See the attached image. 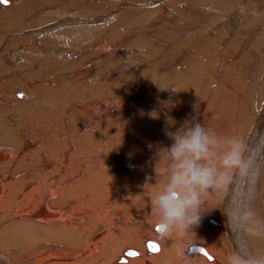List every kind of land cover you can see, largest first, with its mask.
Masks as SVG:
<instances>
[{
    "label": "bare ground",
    "instance_id": "6f19581e",
    "mask_svg": "<svg viewBox=\"0 0 264 264\" xmlns=\"http://www.w3.org/2000/svg\"><path fill=\"white\" fill-rule=\"evenodd\" d=\"M47 1L49 3V0H47ZM61 1H63V0H61ZM61 1L59 0V2L57 4L60 3V5H62L65 3L66 0H64L63 1L64 3H62V4H61ZM117 1L119 4V0H117ZM213 1H214V3L217 4V2H215V0H213ZM252 1L253 0H246V1H244V5L247 4L246 6H250V5H252ZM52 2L56 4L57 1L55 0V2L54 1H52ZM66 2H69V1H66ZM79 2H82V0ZM79 2H78V4H77V2H75L77 6L80 4ZM84 2H86V0H84ZM109 2L110 1H108V4H109ZM218 2H220V1H218ZM222 2H221L222 4L219 3L222 5L220 10H219V12H220L219 15L225 13V11L228 12L230 10H233V13L236 15V13L238 11L237 10L238 0H223ZM27 3H28V0H27ZM27 3H24V0H11V2L8 0L7 3H1L0 9L1 8H3V9L0 10V24L1 25H2V23L5 24L8 27V30L10 28H14L16 25L20 24V26H17L15 28V32L17 33L20 31L21 33L23 32V34L25 36H27V39L25 36H23V38L25 37V39H22V40H25L24 45L26 46L27 49L26 50H24V49L19 50L21 52L24 50V52H22L25 54V56H23L24 60L22 61L21 65H19V67H17V69L18 70H21V69L24 70V69H33V67L34 68L36 67L35 69H37V70L34 71L33 74H27L26 73L27 76L24 75L25 78H22V81H25L26 85L24 82H23V84H20L21 83L20 82L19 84H16V85L19 88H21L20 85H22V87H23L22 90H24L25 88H28V91H29L27 93L28 96L29 97H33V96L35 97L37 95L36 93L39 92V89L41 91V87H43V86L40 85L39 86L40 88L37 87L38 88L37 89L34 85L35 84L34 82L39 81L40 78L42 81H45V82L53 79V78H51V77H53L52 76L53 70H51L52 65L50 66V64H52V62H54V60H56L55 63H57V61H59L60 59H63L62 62L64 63L65 62L64 58H67V57H68L67 59L71 58L69 56H73V57L76 56L78 58L80 56H84L85 54H87V53H83V52L88 48L89 49L92 48L91 47L92 43L90 42V44H86V42L88 41V40H85L86 38L91 39L92 37L95 36L94 37L95 41H92V40H90V41L93 42V45L96 43L95 45H97V46H93V48L90 49V53H91V50L92 51H93V49L95 50V48L98 46H99L98 48H102L99 45L100 43L98 42L100 39V37L98 35L100 32L103 31V26H104L103 24H105L106 22L100 23V21L105 20V18L108 15H106V17L101 16L98 18L97 13L95 11H94V13L91 11L94 8V7H92V5H91L92 8L89 7L91 10L88 7H81V8L78 7L79 8L78 11L76 9L74 10V8L76 7V5H75V6H73V9L70 7L71 10H69V16H71L73 14V15H75V17L67 18V20L63 19L64 21L62 20V22L57 23L54 21L56 18L54 17L55 18L54 19L53 16H51V13H49L51 10V7H49V6L44 7L43 6L44 8L40 9V7H39L37 9V6H36V8L34 7L35 5H38L36 2V4L33 3L34 4L33 7L37 10H35L34 8H33L34 10H32L31 8L28 9V7H26V5L30 4V3L29 4H27ZM75 3L73 2L72 4L74 5ZM131 3H133V2H131ZM52 4H50V5L53 6L54 4L53 5ZM253 4H254V2H253ZM60 5H58V6H60ZM146 5H147V3H146ZM39 6H42V5H39ZM79 6H81V4ZM86 6H88V5H86ZM105 6L107 7V5H105ZM137 6H138V4H137ZM60 7L62 8L63 6H60ZM60 7H58L59 9L58 8L57 9L60 10ZM65 7L68 8L69 4H68V7L65 6V4H64V8ZM141 8L143 9V7H141ZM39 9H40V11L38 14L40 16H37L38 14L37 15L32 14L31 17H30V15H28L29 17L25 18L26 16H24V15L29 14V12H31V11L28 12V10H32V11L37 12ZM57 9H56V11L58 12ZM131 9L134 10L133 8H131ZM252 9H253V6H252ZM138 10H139V7H138ZM157 10L158 9H156V12H157ZM159 10H161V9H159ZM166 10H168V9H166ZM66 11H68V10L66 9ZM123 11L125 12V10H123ZM147 11H148V9H147ZM150 11L152 12V10H149V13H148L149 16H150ZM156 12H154V13H156ZM239 12H241V11H239ZM60 13H62V11ZM132 13H135V12H132ZM141 13H142V11H141ZM158 13H160V15L162 14V12H159V11H158ZM194 13L195 12H193V14ZM121 14H123V13H121ZM127 14L128 13H126V15ZM143 14H144V12H143ZM143 14H142V16H143ZM163 14H165V13H163ZM171 14H172L171 16H173V13H171ZM92 15H94V16H92ZM111 15H112V13H111ZM146 15H147V13H146ZM253 15L254 14H252L251 12L245 13L244 18L241 19V22L239 21V23H240L239 28L243 25L242 21H246V24H250L252 21H254V19L252 18ZM58 16H61V15H58ZM82 16H92L91 18L92 19L94 18L93 21L89 18L91 20V22L86 21L87 23L89 22L88 25H90V23L92 24L90 27H88V26L84 27V26L80 25V23H83V22H80L81 20L79 21V18H81ZM165 16H166V14H165ZM56 17H57V15H56ZM120 17H122V16H120ZM231 17H234V16H231ZM57 18H58V20L61 19V18L59 19V17H57ZM134 18L135 19L130 20L131 21L129 23V25H131L130 27L126 26V24H125V26L127 27V30H129L127 33L130 36L134 35V33H135V35L138 34L137 30L134 29V27L138 24V22L141 23L140 21L142 20V17L140 18L137 16V13H136ZM149 18L151 19L152 17H149ZM50 19H53L51 21H54V24H52V25L50 24L46 27L44 23H46L45 21H48ZM113 19H115V18H113ZM119 19L120 18H118V20ZM143 19L145 20V18H143ZM163 19L165 20L166 18L163 17ZM231 19H232V24L233 23L234 24L230 25V26H233L234 30L236 31V29H239L235 25L236 19H238V18L235 19V17H234ZM84 20H88L87 17ZM144 20H142V21H144ZM172 20H173V18H172ZM110 21L111 20H109V22ZM127 21H129V20L127 19ZM163 21H161V22L159 21V22L164 23ZM218 21H219V19H218ZM48 22H50V21H48ZM86 22H84V23L86 24ZM121 22H125V21H121ZM192 22L194 23L195 21L193 20ZM196 22L197 23L199 22L198 24H196V25H198V27H195V25H192V26L190 25L188 27L186 25L188 27V30L186 29L187 34L190 36L184 37V38H178V41H177V39L172 38L173 40L170 42V44L168 46H166V47H169V49L165 47V44L162 45V42L157 43L156 49H160L162 46L165 47V49H162L163 47L161 48L162 54H163V56H167L170 58L168 60H169L170 68L172 67L171 72L173 71L172 74L170 75L171 77L168 78V76L165 75L167 72L165 73L163 71L165 73L164 75L167 76V78H168L167 81L165 80L168 84H166V85L162 84L163 79L165 77H161V76H160L161 78L159 79V80H161V82H158L156 80L157 78L152 76V74L154 72L151 74L150 73L151 71H150L149 72L150 75H148L147 78H144V77L139 78L138 77V79H139L138 83L136 85H134V86L140 87V90L138 92H134V90L136 88L134 86L132 87V89L135 88L132 91L133 96H131L133 98V100L126 98V96L124 94H122V92H120L122 94V96L120 98H116V97L113 98L112 99V101H114L113 103H111L109 101L110 100V98H109L108 104H107L106 103L107 100H105V98H107V97H105V94L107 91L104 94H101V91L100 90L97 91L95 88L98 85L100 86L101 83L99 81L98 82L100 84H98V85L95 83H94L95 85L94 84H90L91 86L88 85L90 87H87L85 85L86 88H88L87 92L85 91L86 89H84L82 86V84H86V83L89 84L90 83L89 81H92V80L95 81L96 80L95 78H94L95 80L94 79L87 80L86 82L83 81V83L79 80L81 82L80 83L81 86L79 85L80 86L79 88H81V89L79 90L78 88L77 89L75 88V90H74L73 86L77 85L79 82L76 83L72 79V81H74V83H76V84L68 86V84H71V83L67 82L68 84L67 83L65 84V82L68 80V79L66 80L67 77L65 75L64 79L66 81L62 80V81H64V84H61V85L62 86L66 85V86H64L65 88L61 87V90L62 89H68L70 87L74 91L78 90L79 93L74 92L75 94H73L72 93L73 90L69 89V91L71 92L70 94L71 95L73 94L72 95L74 97L73 100L82 101L76 105L72 104L73 110L70 111L71 116L69 115L71 117V119H73L77 115H79L78 117L83 118L84 115L81 116L80 113L90 114L93 117L92 119H95L96 117H99V119H101V117H102V120H103V118H105L107 120V122L104 124V126H107V128L108 127L111 128V129H109V131L111 130L110 134L112 132V127L113 128L115 127V129H116V135L114 137V142L116 141L115 142L116 146L112 147V149L107 150V148H106V146L107 147L110 146V142L112 141V139L110 140L111 136L109 134H108V136H110V137H108L109 140L107 138V141H108L107 143L102 139L100 141H96V142L94 141L88 145V149L90 152L96 153L98 156H102L101 159L96 161L95 157L88 155V159L93 158L92 162L94 163V166H93V164H91V167H89L90 169H84V166H83L80 169L76 168L74 170L75 162L71 161L70 164H67L66 163V161H67L66 155L67 154L65 155V153H63V152H62L63 155H61L60 158L56 157L55 159H53L54 162H51L49 160V156L47 155L46 149H45V146L50 147L49 143L51 141L49 142L50 138H48V137H47V139H49V140H46L44 146H41L39 148L38 156L36 158H34L33 153H31V152H33L32 151L33 146H37V144H39V141H38L39 139H37L39 136L36 135L37 137L33 138V137H35L33 135H35L36 132L32 128V125H33V127H35L37 124L43 125L45 118L41 117V118L37 119V116H35V113H34V116L36 118H34L31 115L34 118V119H32L33 121L31 122V120H30L29 123H26L24 121L26 119V117L24 119V116H23L24 114L23 115L21 114L22 117H19L18 113H12L15 111L17 104L15 105L14 111L12 110V112H9L11 109L9 111L7 110L9 113H7V111L5 110L6 107L4 106V104L2 105V103H5L6 100L9 101L8 98L12 97L11 96L12 93L10 92V93H7L6 96L5 95L0 96V103H1L0 105H2V106H0V109L2 110V112H0V224L1 223L3 224L4 222L5 223L8 222L10 224V222H13V220H15L9 226V230L6 233H4L6 236L12 238L11 240H9V244H7V242L5 244L3 243L7 258L10 261H7L8 259L6 260L0 255V264H14L15 262L18 264H120L121 262H124V261H127L126 264H185V258H182L179 254V250L183 249V248L188 249L187 250L188 254L186 257L188 264H226L227 257H229L230 255H232L234 253V252H232V249L227 244V241L234 245V246H232L233 251L235 250L236 252H240V253H244V254L264 255V236L256 237V236L247 235L243 231L238 232V231L234 230L233 227H230L229 221L227 219L228 215L235 216L238 212L246 211V210L250 209L251 211H253L255 213V215L258 219L264 220V105H263L264 104V64H263L264 61H262V59H260L261 54L258 52V50L255 46V44H258L259 42L258 43L254 42L252 44L250 43L251 45L249 44V47H248L249 42L244 41V43H243V39H241L240 45L243 47L244 50H241V48L238 49V46H240L238 44L239 42H236L233 39L232 40L229 39V41H227L226 43L223 42V44L221 45V42H222L221 40H223V39L221 38V40L218 41L217 40L218 38L217 39L214 38L213 31H211L213 29L211 26L212 21L207 22L206 15L205 16L203 14L198 15V21H196ZM227 22H228V20H227ZM110 23H112V21ZM110 23H108V24L110 25ZM152 23H153V21H152ZM108 24H106V25H108ZM148 24H149V22H148ZM179 24H180V22L175 23L176 26H178ZM21 25H23V26H21ZM25 25L30 26V27L31 26H36V27L32 30H29V29L24 30L27 28ZM66 25H68V26H70V25L74 26L75 25L76 27L74 26L72 28L71 27L67 28ZM79 25H80V27H77ZM114 25L112 23L110 26H114ZM162 26H163V24H162ZM168 26L169 25L167 24V27ZM210 26H211V29H209ZM126 27H125V30H123V31H126ZM52 28L55 30L52 31L51 30ZM107 28H108V26H107ZM118 28H120V27L118 26ZM121 28L123 29V27H121ZM241 28H243V27H241ZM97 29L100 30L99 33H97V31H98ZM108 29H107V31H110ZM113 29H111V30L113 31ZM122 29H119V34H120V30L122 31ZM133 29L136 31L134 32ZM139 29H140V27H139ZM239 31H241V30L239 29ZM145 32H148V31H145ZM174 32H175V28H174ZM247 32H252V31L247 30ZM254 32L255 31H253V33ZM256 32H257V30H256ZM12 33H14V32H12ZM104 33H105V31H104ZM107 33H105V36H108ZM113 33H115V32L110 33L111 34L110 37L108 36L109 39H111V37L113 36ZM0 34L2 35V36L1 35L0 36L3 39V37H5L6 32L4 34L3 32L0 31ZM42 34L45 35V39H46V41L49 42L50 46H52V44H55L57 46L62 47V46H65L66 43L70 44V46H66V49H68L67 47H69L68 50L70 53L67 54L66 53L67 51H65L64 49H61V47H60L61 51L53 50V48L48 47V44L44 43L45 39L41 38ZM150 34L151 33H149V35ZM102 35L104 36V34H101V36ZM10 36H11V34H10ZM103 36H102V38H103ZM126 36H127V34L125 33L124 37H126ZM138 36H140V35H138ZM141 36H143V35L141 34ZM7 37H9V36H7ZM98 37H99V39L97 41ZM135 37H133L131 39L133 40V39H135ZM144 37H145V35L143 36V38ZM16 38H19V37H16ZM102 38L100 41L103 42L104 40H102ZM113 38L116 40L117 35L115 37H112V40H114ZM122 38L123 37H121V40L124 39V38L123 39ZM10 39H13V38L10 37L7 41H9ZM80 39L83 40L81 42H84V43L80 42L81 44H78V41H80ZM159 39H161V38H159ZM13 41H15V40H13ZM3 42H5V40ZM117 42H115V43H117ZM130 42L132 44H130L128 42L129 44H127V46H128L127 49L128 50L130 48L134 49L135 53H136V57L138 55H140L141 58H144L148 54H150V52H152L154 49L153 46L150 48L148 47V49H149V51H148L146 45H143L144 47H142V44H144V42L141 40L139 41V40L135 39V40H133V42L132 41H130ZM12 43H14V42H12ZM8 44L6 43V46H3L4 49L2 47H0V57L5 60L4 62H6L4 65H2V63H4V62H1V64H0V83L3 84L6 89L9 86L8 82H9L11 76L14 77V75L21 74V72L19 73L18 71H17V73L14 72L13 71L14 69L11 68V66L9 65L12 62V57L10 58L11 61L9 62L8 56H6V55L11 56L12 53L10 52L11 48ZM76 44H77V46L73 47L75 49L74 50L72 48V45L75 46ZM104 44H105V42H104ZM115 46H116V44H115ZM115 46H114V48H115ZM120 47H121V49H123L122 48V42H121ZM204 47H207V48L205 49ZM21 48H23V47H21ZM71 48L74 51H71L72 50ZM76 48H78V49H76ZM105 48H107V47H105ZM114 48H112V50L110 49L112 51L111 53L116 52V51H113ZM151 48H153V49H151ZM246 48H247V50H245ZM7 49H8V51H7ZM39 49H41L42 52H40ZM96 50H99V49H96ZM110 50H108L109 53H110ZM120 50L117 52V54L120 52ZM105 51H104L105 53H108L107 49ZM129 51H131V50H129ZM147 51H148V53H147ZM213 51H214V53H217L221 57H223L221 64L219 63L220 65H218L217 69H213L212 71H210L211 74H208L206 72L207 74L205 76H203V78H202L203 85L199 84L201 86H197L198 84H195L196 88H194V86L192 87V84H193L192 77H195V75H197V74H199V75L202 74L201 73V71L203 70L202 68L207 66V63L209 62L208 60L212 56ZM243 51H245V52H243ZM8 52H9V54H8ZM95 52L98 53L97 51H95ZM95 52L93 51L91 53V55L93 56V53H95ZM104 52H103V54H104ZM124 52L125 51H123L121 54H123ZM22 53H21V55H22ZM82 53L84 55H81ZM90 53L88 55H90ZM155 53H156V51H155ZM16 54H19V52L17 51ZM133 54H134V51H133ZM91 55H90L89 59H91ZM98 55L100 56L99 53H98ZM109 55H111V54H109ZM152 55L153 54L151 53V55H150L151 58H152ZM116 56L117 55L115 53V56H114L115 59H116ZM119 56L122 57V55H119ZM126 56H128V55H126ZM140 56H138L139 59H140ZM59 57H61V58H59ZM87 57H89V56H87ZM102 57H104V56H102ZM102 57L100 56L101 59H102ZM105 57H106V55H105ZM118 57H117V60H118ZM181 57L183 58L182 59L183 62L180 61L181 62L180 63L178 61V59H180ZM81 58H79V59H81ZM137 58L136 59L132 58V59H133V61L134 60L136 61ZM52 59H54V60H52ZM89 59H86V57H85V59H83L82 62L80 60L79 61L81 63H86V64L92 63V62H90ZM97 59H99V58H97ZM97 59H96V61H93L94 65H96L98 62H100ZM84 60H89V62H84ZM117 60H115V61H117ZM127 60H129V58ZM127 60L125 61V59H124L125 63L127 62ZM142 60L143 59H141V61ZM144 60H145V58H144ZM144 60L142 62H144ZM152 60H153V58L150 61L152 62ZM238 60H240L241 63ZM71 61H72V59H71ZM118 61H120V60H118ZM133 61H130V62H133ZM17 62L19 63V61H17ZM60 62H61V60H60ZM80 62H79L78 67H77V68H79L78 74H80L82 71H83V73L85 72L84 69L83 70L80 69L81 68L80 66H84L85 64L83 65ZM187 62H189L190 64H194L193 66L201 67V65H202L203 67L200 68L199 72L192 74L193 70H192V68H190V66L189 67L187 66ZM123 63H122V65H123ZM144 63H146V62H144ZM185 63H186V66L184 69ZM59 64L60 63L56 64L55 66L58 67ZM69 64L71 65V62L69 63V61H68V65ZM140 64H141V62H140ZM156 64H158V63H156ZM160 64H162V62ZM251 64L253 65V70H250V69L248 70L247 67L250 66ZM94 65H92V66H94ZM212 65H214V63ZM235 65H236V67H235ZM43 66H47L46 67L47 71L45 73L42 72V71H44L42 68ZM66 66H67V64L64 65V67H66ZM175 66H176V68L179 67V70H175L174 69ZM215 66H217V65H215ZM224 66H229L230 69L228 67H224ZM59 67H61V66H59ZM77 68L75 67L74 69H71V70L73 71ZM87 68H90V67L88 66ZM65 69H66V71L70 70V68H68V67ZM65 69H64V71H65ZM103 69H104V67H103ZM222 69H227V70L223 71ZM228 69L230 70V72L228 71ZM58 70L55 73L58 74V72H60ZM80 70H82V71L80 72ZM85 70H88V69L85 68ZM123 70H124V68H123ZM144 70H146V69H144ZM149 70H151V69H149ZM187 70H189V73ZM152 71H154V70H152ZM160 71H161V68H160ZM184 71H186L185 73H188L190 76L181 75ZM27 72H29V71H27ZM69 72L72 75V72L68 71V73ZM101 72L102 71H100V74L98 72V75H101ZM204 72H205V70H204ZM40 73H41V76H40ZM73 73H74L73 75H75V72H73ZM86 73H88V72H86ZM64 74H66V73H64ZM154 74H156V73H154ZM58 75L61 76V74H58ZM71 75H70V77H71ZM102 75H104V74L102 73ZM129 75H130V73H129ZM134 75H136V74H134ZM160 75H162V74H160ZM36 76H38L39 79H37L38 77H36ZM143 76H146V75H143ZM75 77L73 76V78L76 80ZM85 77H87V76L85 75ZM101 77L103 78V76H101ZM198 77H201V76H198ZM217 77H220V82L222 83V85L219 87H215L213 85V84L217 83V82H215V80H217ZM213 79H215V80L213 81ZM58 80L60 82H62L60 77ZM58 80H56V81H58ZM52 81L56 83L55 79ZM52 81H49L50 87H46L48 85V84H46L45 89H47V88L51 89L53 87L50 85V82H52ZM60 82H57L56 84L54 83L53 85H56L59 87ZM130 82H132V81H130ZM213 82H215V83H213ZM228 82H231V85H229L230 87L227 85ZM196 83H198V82H196ZM102 85H105V84H102ZM32 86L35 87L36 90H35V88L32 90V88H31ZM131 86H132V83H131ZM227 86H228V88H227ZM66 87H68V88H66ZM30 88H31V90H30ZM15 89H17V88H15ZM130 89L131 88H129V90ZM12 90L13 89L11 88V91ZM51 90H53V89H51ZM51 90H49V91H51ZM81 90H83V91L81 92ZM106 90H107V88H106ZM119 90L121 91L123 89H119ZM24 91L26 92V90H24ZM49 91H47L48 94L46 93L45 96H48L51 99L52 95L50 96ZM54 91H56V90L54 89ZM62 91H64V90H62ZM84 91H85V93H84ZM25 92H24V96H22L20 92L19 93L17 92V95L25 97L26 96ZM43 92H45V91H43ZM40 93L41 92H39V94ZM111 93H116L118 95L117 92L111 91ZM52 94L56 95V97L53 98V101H51V102L49 101V102L54 106V109H55L57 101H60L62 99L57 94H55V93H52ZM61 95H63V94H61ZM109 95H111V94L109 93ZM106 96H108V95L106 94ZM114 96H116V95L114 94ZM29 97H28V99L31 101V99ZM181 97H184V98L181 99ZM36 98H38V96L35 97V99ZM103 98L106 101V102H104V104H105L104 107L107 108V112L104 109L100 108V107H102V100L100 101L98 99H103ZM93 99H96V102H94L92 104V103H90V100L92 102ZM37 100H35V101H37ZM38 102H40V106H45L48 103V101L46 102V100L44 101L42 99H41V101H38ZM61 102H63V100ZM50 103L48 105H46L47 106L46 108L49 109ZM6 104H9V103H6ZM41 104H44V105H41ZM29 105H33V104H28V106ZM19 106H20V104H19ZM36 106H37L36 109L38 111H40L41 108L38 106V103ZM81 106H83L82 110L81 109L78 110V107H81ZM61 107H62L61 109H63V110H60V112L67 114V112H64V110L66 109V105H62ZM97 107H99L100 109H98ZM50 109H52V108H50ZM34 110H35V108H34ZM16 112H17V110H16ZM28 112H30V111H28ZM26 114H27V112H26ZM30 114H32V113H29L28 115H30ZM28 115H26L27 118H28ZM36 115H37V113H36ZM64 116H65V114H64ZM49 117H51V116H49ZM65 117H67V116H65ZM29 118H30V116H29ZM127 118H129L130 121L127 122L126 121ZM193 118H196L197 122L201 123L203 126L210 129V134H214L216 136H222V137H238L243 142V144L245 146L244 155L248 160L247 170L244 172L238 173V174H236V173L231 174L230 178H229L230 182L226 181V187L222 191H220L219 193H212L207 198L206 203L202 208V211L206 210L203 213V214H205V218H206L205 220L210 219L209 217H213V218L217 219V221L210 219V221L214 225L212 223H209V222H207V223L206 222H204V223L200 222L198 227H200L201 229L198 231H196V229H194V231H195L194 234L190 233L189 236L184 241H179V240L175 239V237L161 239L160 236L155 234L153 231V225L154 224L149 226V228L152 227L149 229V233H147L146 232L147 230H145V228H148V227H145V224H143L144 225L143 235L140 231L139 233L136 232L137 235H135V233H134V236H131L132 235V233H130L131 230L130 231L127 230V225L131 224V222H129V221H130V218H132L131 213H133V212L131 211V213H130V210L132 208L129 209L130 207L126 206L127 204L124 205L123 202H120L121 204H119L117 201V203L115 204L114 203L115 200H113V203L111 202L109 206H110V208H112L111 210H113L115 213L118 212L121 216L123 215L122 219L121 220H114L112 215H111L112 218L111 217L109 218V216H105V214H104L105 209H103L101 204H100L99 195L102 193V189H104L106 187V185H105V182H100L102 179L97 175L95 170L96 171L97 170L103 171V168H105V167H113V165L115 164V161L118 160L117 158L119 155H123L129 149L135 148L136 152L141 153V154H139V156H141V157H138L135 155V157H133L132 160L129 158L131 161L125 164V167H123L124 170L121 169V171H120L122 174H124V177L128 178L130 176V174H128L127 171L129 169L130 170L133 169L132 167H134V166H138L137 168H134V171L131 173L132 176H130L128 178V184H129V181H133L134 184L141 181L140 179L139 180H137V179H138V177H141L144 174L146 177H143V179L148 180L149 179L148 176H150L151 173H153V177H150V178H153L154 181L159 182L160 184H161V182L163 183V181H166L168 179L169 165H168V162L163 157L156 159L154 156V153L156 150V146L158 144H163V145L170 144V141L165 136V128L168 126L167 121L169 119L175 121L176 126L178 127L181 124H183L186 120H191ZM52 119H53V117H52ZM61 119L58 120L59 123L56 120V123L61 124L62 123V122L60 123ZM46 120H48V117ZM67 120H70V119H67ZM86 121H87V119H86ZM99 121H101V120H99ZM52 122H53V120H52ZM68 122H67V124L70 126V124ZM80 122H83V121H80ZM48 123H50V122H48ZM51 124L53 126V123H51ZM58 124H56L57 129H55V130H57V133L55 132L56 134L53 136V141L57 142L58 146L59 145L61 146L62 143L58 142V141H63L62 139H64V135H62V131L64 130V132H65L66 129L62 128L61 126H60V128H62V129H60ZM71 124H73V123H71ZM85 124H87V123L85 122ZM85 124L78 125V127L75 126V128L77 127L76 131L78 130V132H81V131L84 132L83 130L86 127ZM125 124L127 126H129L128 131L125 130V126H126ZM56 125H55V128H56ZM88 125H87V127H88ZM69 129H70V127H69ZM38 130H39V127H38ZM45 130H43V131H45ZM47 130L50 131L49 129H47ZM172 130H174V129H172ZM95 131L97 133V130H95ZM51 132H53V131H51ZM113 132H114V130H113ZM89 134H90V132H89ZM47 135H48V133H47ZM81 135H79V138H76L75 143H80V142L84 141V139H85L84 136H86L87 134L83 133V135L82 136ZM111 135H114V133ZM15 136H16V138H15ZM44 136L45 135H43V137ZM32 138L34 140L33 144L31 143ZM93 139H95V138H93ZM42 140H44V138ZM37 141H38V143L35 144ZM42 142H44V141H42ZM149 144L153 145V147L151 149L148 147ZM80 150H82V149H80ZM68 152H70V151L68 150ZM133 155H134V153H133ZM142 159H144V160H142ZM154 168H155V170H154ZM95 173H96V175H95ZM103 178H105L104 175H103ZM37 179L39 180L38 182H36ZM70 182L72 185L70 184ZM122 188L120 189V187H118V189H120V190L117 191V193L120 196L122 194L124 195L125 194L124 192L130 193V191L122 190ZM132 190L133 189H131V191ZM151 190L153 193L154 189H152V187H151ZM69 194H71L72 196L70 197ZM125 197H126V194H125ZM113 204H115V205H113ZM128 215H130V217ZM155 218H156L155 221H158V217L155 216ZM142 222H143V220H142ZM103 223L105 224L106 227H108L107 229H105V230H107L106 232H105V230H104V232L100 231V229H98V227H97L98 225H102ZM124 224H125V227H123ZM156 225H158V224H156ZM155 226H154V230H155ZM210 229H214V230L218 231L219 236L222 239L219 240V238L214 236V234H212L210 232ZM2 232H4V231H2ZM4 234H1V235H3V237H5ZM146 236H148L150 239H154V240H148V241H153L155 243L157 242L156 244L158 245V249H159L158 252L150 251L147 248L149 253L150 252H156V254H153V253L149 254L147 252V249H146L147 246L146 247L144 246V245H146L147 241L146 242L143 241V237H146ZM0 237H2V236H0ZM224 239H226L227 241H224ZM0 240H1V238H0ZM185 241H186V243L184 244ZM144 242H145V244H144ZM194 242H198L201 244L203 243L204 246L201 245V247H203L209 255L212 254L213 258L211 255H210L211 258H208L202 252L193 251L191 249V247H192V245H196V244H193ZM189 244H190V246H189ZM126 245L127 246H133L132 248L136 249V251L138 252V255L135 257L127 255L130 257L125 258V257H127L125 251L128 249H131V248H127L124 251L122 250L125 257L124 256L119 257L120 255L116 254V253L121 250L120 248L122 246H126ZM122 252H119V253H122ZM196 252H199V253H196ZM190 253H194V254H190ZM113 254L115 255L113 258H111V259L108 258V256H111ZM204 255L207 257V259H210V260L209 261L206 260L204 258ZM122 257L124 258V261L120 260ZM146 258H147V260H145ZM18 259H20V260H18ZM66 261H68V263ZM64 262H66V263H64Z\"/></svg>",
    "mask_w": 264,
    "mask_h": 264
},
{
    "label": "rangeland",
    "instance_id": "374dc122",
    "mask_svg": "<svg viewBox=\"0 0 264 264\" xmlns=\"http://www.w3.org/2000/svg\"><path fill=\"white\" fill-rule=\"evenodd\" d=\"M10 2H11V0H9ZM41 1V2H40ZM52 1H54L55 2V0H49V3H48V1L47 0H28V3H27V0L25 1L24 0V3H27V4H29V5H26V7H28V9L29 8H31L32 10H34L35 8H36V6H37V9L40 7V9L41 8H44V7H46V6H49V7H51V10H50V12L49 13H51V16H53V18L55 19L54 21L55 22H57V23H60V22H62V20L63 19H66L67 20V18H70V17H75V15H71V16H69V10H71L70 9V7L73 9V6H75L76 5V3L75 2H77V4H78V2L79 1H81V0H66V1H69V2H66L65 1V3L63 2V1H61V4L62 3H64L65 4V6H67L68 7V4H69V7L68 8H64V4H62V5H60V3L59 4H57L58 2H59V0H56L57 2H56V4L55 3H53ZM99 3H98V2ZM108 1H110L109 2V4H108ZM122 1V2H121ZM126 1V2H125ZM218 1H220V2H218ZM223 0H215V2H217V4L216 3H214V1L213 0H119V4H118V1L117 0H86V2H84V0H82V2H79L80 4H81V6H77L76 5V7L74 8V10L76 9L77 11L79 10V8H81V7H90V8H92V7H94L93 8V10H91L90 8V10L94 13V11L97 13V17L99 18V17H101V16H104V17H106V15H108L106 18H105V20H103V21H100V23H105V24H103L102 26H103V33L102 32H100L99 33V29H97L98 31H97V33H99V37H100V39H99V37L97 38V41H98V39H99V45L102 47V48H98V47H96L95 48V50L93 49V51L95 52V51H99L100 49L104 52L106 49H107V52L108 53H105L104 52V54H103V52L100 50L98 53L100 54V56L102 57V56H104L105 57V55H106V57L104 58V57H102V59L100 58V56L98 55V53H93V56L91 55V53L93 52L92 50H91V53H90V49H92L93 48V46H97V45H93V42L92 41H95L94 40V37H92L91 39L90 38H86L85 40H88L87 42H86V44H90V42L92 43V48H88V49H86L83 53H87V54H81V55H84L85 57H86V59H89L90 58V55H91V59H89L90 60V62H92V63H88V64H86V63H81L82 61H83V59H85V57L84 56H80V57H76V56H69V57H71V58H69V59H67V58H64V61L66 62H62V60L63 59H60L61 60V62H60V60L59 61H57V63H55V61L56 60H54V59H52V60H54V62H52V64H50V66L52 65V67H51V70H53V74H52V76L53 77H51V78H53V79H51V80H49V81H52V80H54L55 79V81L56 80H58L59 79V77L61 78V81L62 80H65L64 79V77H65V75H66V82H65V84L68 82H70L71 84H68V86H70V85H73V84H76V83H78L77 85H74L73 87H74V90H75V88L77 89H81V88H79L80 86H81V82L83 83V81H87V80H92V79H98L97 81L95 80V81H89L90 83L89 84H82V86H83V88L84 89H86L85 91L87 92V89L88 88H86V86L87 87H90L91 85L90 84H100V86L98 85H96L97 87H95L96 88V90L97 91H101V94H104L106 91V94L108 95V96H106V94H105V97H107V98H105V100H107V102L104 100V98L103 99H98V100H102V107H100V108H102V109H104L106 112H107V108L106 107H104L105 106V104H104V102H106L107 104H108V100H109V98H110V102L111 103H113L114 101H112V99L113 98H120L121 96H122V94H124L125 96H126V98H128V99H132L133 100V98L131 97V96H133L132 94H133V90H134V92H138L139 90H140V87H137V86H134V85H136L137 83H138V77L139 78H141V77H144V78H147L148 77V75H150L149 74V72L152 74L153 72L154 73H156V74H152V76H154L155 78H157L156 80L158 81V82H161V80H159L161 77H165L164 79H163V82H162V84L163 85H166V84H168L166 81H167V79L169 78V77H171L170 75L172 74V72H171V68H170V64H169V60L168 59H170L169 57H167V56H163V54H162V49H165V47L166 46H168L169 44H170V42L173 40L172 38H175V39H177V41H178V38H184V37H189L190 35H188L187 34V30H188V27L191 25H195V27H198V25H196V24H198L196 21H198V15H201V14H203L204 16L206 15V19H207V22H209V21H212V23H211V26H212V30L211 31H213V35H214V38H218L217 40L218 41H220L221 40V38L223 39V40H221L222 42H221V45L223 44V42L224 43H226L227 41H229V39L230 40H235L236 42H239L238 44L240 45V41H241V39H243V43H244V41L245 42H249L248 43V47H249V44L251 43H254V42H259L258 44H255V46H256V48H257V50H258V52L261 54V56H260V59H262V61H264V0H253L252 1V5H250V6H246V5H244V1H246V0H238V7H237V13H236V15L233 13V10H230V11H225V13H223V14H220L219 15V10H220V8H221V4L223 3L222 2ZM241 1V2H240ZM36 2H37V4L38 5H35L34 6V4H36ZM75 3L74 5L72 4V3ZM84 2V3H83ZM113 2V3H112ZM131 2H133V3H131ZM153 2V3H152ZM164 2V3H163ZM222 2V3H221ZM243 2V3H242ZM253 2H254V4H253ZM34 3V4H33ZM43 3V4H42ZM54 5H53V4ZM71 3V4H70ZM87 3V4H86ZM107 3V4H106ZM122 3V4H121ZM127 3V4H126ZM146 3H147V5H146ZM152 5H151V4ZM219 3H221V4H219ZM1 4V3H0ZM33 4V5H32ZM50 4H52L53 6H51ZM67 4V5H66ZM98 4V5H97ZM137 4H138V6H137ZM141 4V5H140ZM144 4V5H143ZM165 4V5H164ZM39 5H42V6H39ZM56 5V6H55ZM58 5H60V6H63L62 8L60 7V6H58ZM85 5V6H84ZM86 5H88V6H86ZM91 5H92V7H91ZM105 5H107V7L105 6ZM111 5V6H110ZM119 5V6H118ZM1 6V5H0ZM35 8H34V7ZM44 6V7H43ZM146 6V7H145ZM153 6V7H152ZM161 6V7H160ZM163 6V7H162ZM187 6V7H186ZM252 6H253V9H252ZM54 7V8H53ZM56 7V8H55ZM58 7H60V10H58L59 8ZM79 7V8H78ZM113 7V8H112ZM138 7H139V10H138ZM141 7H143V9L141 8ZM145 7V8H144ZM152 7V8H151ZM158 7V8H157ZM160 7V8H159ZM241 7V8H240ZM34 8V9H33ZM58 8V9H57ZM124 8V9H123ZM126 8V9H125ZM131 8H133L134 10H132ZM142 10H141V9ZM164 8V9H163ZM243 8V9H242ZM3 8H1L0 10H2ZM37 9H35V10H37ZM40 9L37 11V12H35V11H32V10H28V12L29 11H31V12H29V14H26V15H24V16H26L25 18H27V17H29L28 15H30V17L32 16V14L34 15H37L38 13H39V11H40ZM56 9L58 10V12L56 11ZM66 9L68 10V11H66ZM147 9H148V11H147ZM156 9H158L157 10V12H156ZM159 9H161V10H159ZM166 9H168V10H166ZM99 10V11H98ZM106 10V11H105ZM109 10V11H108ZM123 10H125V12L123 11ZM127 10V11H126ZM138 10V11H137ZM142 11V13H141V11ZM149 10H152V12L150 11V16H149ZM62 11V13H60ZM140 11V12H139ZM158 11L159 12H162V14L160 15V13H158ZM195 12L194 14H193V12ZM239 11H241V12H239ZM75 12V11H74ZM132 12H135V13H132ZM143 12H144V14H143ZM154 12H156V13H154ZM167 12V13H166ZM182 12V13H181ZM190 12V13H189ZM247 12H251L252 14H254L253 15V19H254V21H252L250 24H246V21H242L243 22V25L241 26V27H243V28H239V26H240V23H239V21L241 22V19H243L244 18V14L245 13H247ZM31 13V14H30ZM59 13V14H58ZM79 13V12H78ZM95 13V14H96ZM101 15H100V14ZM111 13H112V15H111ZM121 13H123V14H121ZM126 13H128L127 15H126ZM136 13H137V16L138 17H142V20H144L143 18H145V22L144 21H140L141 23H139L138 22V24L134 27V29H136L137 30V32H138V34H136L135 35V33H134V35H132V36H130V35H128V31L129 30H127V27L126 26H131V25H129V23L131 22L130 20L131 19H135L134 17H135V15H136ZM139 13V14H138ZM146 13H147V15H146ZM163 13H165L166 14V16H165V14H163ZM171 13H173V16H171L172 14ZM55 14V15H54ZM75 14V13H74ZM103 14V15H102ZM119 14V15H118ZM142 14H143V16H142ZM159 14V15H158ZM168 14V15H167ZM261 14V15H260ZM56 15H57V17H59V19L60 20H58V18L56 17ZM58 15H61V16H58ZM99 15V16H98ZM126 15V16H125ZM131 17H130V16ZM145 15V16H144ZM194 15V16H193ZM222 15V16H221ZM238 15V16H237ZM23 16V17H24ZM37 16H40L39 14L37 15ZM92 16H94V15H92ZM92 16H82L81 18H79V21L80 22H83V23H80V25H82V26H88V27H90L92 24L90 23V25H88V23L89 22H91V20L93 21V19L91 18ZM112 16V17H111ZM115 16V17H114ZM117 16V17H116ZM120 16H122V17H120ZM124 16V17H123ZM159 16V17H158ZM169 18H168V17ZM231 16H234L235 17V19L236 18H238V19H236V22H235V25L241 30V31H239V29H236V31L234 30V27L233 26H230V25H233L232 24V19L231 18H234V17H231ZM255 16V17H254ZM65 17V18H64ZM77 17V16H76ZM86 17H87V19L88 20H84V19H86ZM128 17V18H127ZM149 17H152L151 19L149 18ZM155 17V18H154ZM163 17L164 18H166L165 20L163 19ZM222 17V18H221ZM91 20H90V19ZM113 18H115V19H113ZM118 18H120L119 20H118ZM168 18V19H167ZM172 18H173V20H172ZM251 18V17H250ZM114 21H113V20ZM117 19V20H116ZM127 19L129 20V21H127ZM197 19V20H196ZM218 19H219V21H218ZM51 20H53V19H50V20H48V21H50V22H48V21H45L46 23H44L45 24V26L47 27L48 25H52V24H54V21H51ZM84 20V21H83ZM109 20H111L112 21V23H113V25L114 26H110L112 23H110L109 22ZM156 20V21H155ZM164 20V21H163ZM170 20V21H169ZM195 21L194 23L192 22V21ZM214 20V21H213ZM217 20V21H216ZM227 20H228V22H227ZM64 21V20H63ZM86 21H89L88 23L86 22ZM121 21H125V22H121ZM152 21H153V23H152ZM161 21H163L164 23H160ZM168 21V22H167ZM173 21V22H172ZM200 21V20H199ZM52 22V23H51ZM84 22H86V24L84 23ZM148 22H149V24H148ZM170 22V23H169ZM177 22H180V24L178 25V26H176L175 25V23H177ZM217 22V23H216ZM226 22V23H225ZM78 23V24H79ZM108 23H110V25L108 24ZM215 25H214V24ZM253 23V24H252ZM77 24V25H78ZM106 24H108V25H106ZM117 24V25H116ZM125 24H126V26H125ZM145 24V25H144ZM161 24V25H160ZM162 24H163V26H162ZM166 24V25H165ZM167 24L169 25L168 27H167ZM171 24V25H170ZM260 24V25H259ZM27 25V24H26ZM25 25V26H26ZM69 25V24H68ZM68 25H66V27L68 28H72V27H74L73 25H70V26H68ZM80 25L79 26H77V27H80ZM141 25V26H140ZM144 25V26H143ZM152 25V26H151ZM175 25V26H174ZM185 25V26H184ZM188 27H187V26ZM245 25V26H244ZM252 25V26H251ZM5 26V27H4ZM17 26H20V24H18V25H16L14 28H10L9 30H8V27L5 25V24H3L2 23V25L0 24V31L1 32H3L4 34H5V32H6V34H5V37H3V39L5 40V42H3L4 40L1 38V36H0V47H2L3 49H4V47L3 46H6V43L10 46V48H11V53H12V55L11 56H9V55H6V56H8V59H9V62L11 61L10 60V58L12 57V62L9 64L10 66H11V68H13L14 70V72H16L17 73V71L20 73L21 72V74H18V75H14V77L13 76H11V78H10V80H9V82H8V84H9V86H8V88L6 89L5 88V86L3 85V84H1L0 83V92L2 93H0V96H2V95H7V93H12L11 94V96L12 97H9L8 99H9V101L8 100H6L5 101V103H2V105L4 104V106L6 107V111L8 110H10L9 112H12V110L14 111V108H15V105L17 104V106H16V108H15V111L14 112H12V113H18V115H19V117H22V115L24 116V119H25V117H26V119L24 120L26 123H29V121L31 120V122L33 121L32 119H34V118H36L35 116H37V119H39V118H45V120L47 119V117H48V120H44V123H43V125H39V124H37L35 127H33V125H32V128L34 129V131L36 132L35 133V135H33V136H35V137H33V138H36L37 136H39L37 139H39L38 141H39V144H37L38 143V141L35 143V144H37V146H33V149H32V151L33 152H31V153H33V156H34V158H36L37 156H38V152H39V148L41 147V146H44V144H45V141L46 140H49V139H47V137L48 138H50V140H49V145H50V147L49 146H45V149H46V153H47V155L49 156V160L51 161V162H54L53 161V159H55L56 157L58 158H60L61 157V155H63V153H65V155L67 156V161H66V163L67 164H70L71 163V161H73V162H75V167H74V170L76 169V168H81V167H83L84 166V169H90L89 167H91V164H93V166H94V163L92 162V159H88V155H91L92 157H95L96 158V161L97 160H99V159H101L102 158V156H98L96 153H92V152H90L89 151V149H88V145L89 144H91L92 142H96V141H100V140H104L106 143L108 142L107 141V138L108 137H110V140L112 139V141L110 142V146L109 147H107L106 146V148H107V150H110V149H112V147H114V146H116V141L114 142V137H115V135H116V129H115V127L113 128L112 127V132H111V134H113L114 133V135H111L110 134V131H109V129H111V128H107V126H104V124L107 122V120L105 119V118H103V120H102V117H101V119H99V117H96L95 119H92L93 117H92V115H90V114H82V113H80L81 114V116L82 115H84L83 116V118H81V117H78L79 115H77L76 117H74L73 119H71V115H70V111L71 110H73V106H72V104H78V103H80V102H82V101H77V100H73L74 99V97L72 96L73 94H75V93H79V91L78 90H76V91H74L73 89H71V87L70 88H68V87H66V88H68V89H62V90H64V91H62L61 90V87H64V86H66V85H64V86H62L61 84H64V81H62V82H60L59 80L58 81H56V83L57 82H60L59 83V87L58 86H56V85H53L55 82H50V85L51 86H53L51 89H53V90H51V89H49V88H47V89H45L46 87H50L49 86V81H42L41 80V78H40V82L39 81H36V82H34L35 84V87L37 88V87H39L40 85L41 86H43V87H41V91H40V89H39V92H41L40 94H39V92L38 93H36L37 95L35 96V97H37L38 96V98H36L35 99V97L33 98V97H29L28 96V88H25L24 90H26V92L24 91V90H22V85H20L21 86V88H19L16 84H19L20 82V84H23V82L25 83V81H22V78H25V76L24 75H26V73L27 74H33V72L34 71H36L37 69H35L34 67H33V69H24V70H18L17 69V67H19V65H21V63H22V61L24 60V57L23 56H25V54L24 53H22V52H24V50H26L27 48H26V46L24 45V41L25 40H22V39H25V37H26V39H27V36H25L24 34H23V32L21 33L20 31L19 32H15V28L17 27ZM21 26H23V25H21ZM81 26V27H82ZM107 26H108V28H107ZM118 26L120 27V28H118ZM126 27V31H123V30H125V27ZM148 26V27H147ZM180 26V27H179ZM211 26L209 27V29H211ZM259 26V27H258ZM27 28L26 29H24V30H32V29H34L36 26H26ZM76 27V26H75ZM121 27H123V29L121 28ZM139 27H140V29H139ZM154 27V28H153ZM171 27V28H170ZM179 27V28H178ZM256 27V28H255ZM96 28V27H95ZM114 28V29H113ZM116 28V29H115ZM148 30H147V29ZM159 28V29H158ZM174 28H175V32H174ZM194 28V27H193ZM3 29V30H2ZM107 29L108 30H110V31H107ZM111 29H113V31L111 30ZM119 29H122V31L120 30V34H119ZM133 29V31L135 32L136 30H134ZM187 29V30H186ZM250 29V30H249ZM52 31L53 30H55V29H51ZM95 30V29H94ZM177 30V31H176ZM186 30V31H185ZM245 30V31H244ZM247 30L248 31H252V32H247ZM256 30H257V32H256ZM104 31H105V33H107V35L110 37V33H112V32H115V33H113V36L112 37H115L116 35H117V38H116V40L114 39V40H112V37H111V39H109L108 38V36H105V33H104ZM132 31V30H131ZM145 31H148V32H144ZM185 31V32H184ZM253 31H255L254 33H253ZM12 32H14V33H12ZM229 32V33H228ZM244 32V33H243ZM247 32V33H246ZM125 33L127 34V38L126 37H124L125 36ZM144 36L145 35V37L143 38V36H141V34ZM149 33H151L150 35H149ZM176 33V34H175ZM231 33V34H230ZM246 33V34H245ZM10 34H11V36H10ZM23 34V35H22ZM45 34V33H44ZM44 34H42L41 35V38H44L45 39V35ZM101 34H104V36H103V38H102V36H101ZM239 34V35H238ZM17 35V36H16ZM115 35V36H114ZM124 35V36H123ZM138 35H140V36H138ZM246 35V36H245ZM4 36V35H3ZM7 36H9V37H7ZM13 36V37H12ZM23 36H25L24 38H23ZM119 36V37H118ZM130 36V37H129ZM136 36V37H135ZM230 36V37H229ZM262 36V37H261ZM13 38V39H10L9 41H7L9 38ZM16 37H19V38H16ZM121 37H123L122 39L123 40H121ZM133 37H135V39H137V40H141V41H143L144 42V44H142V47H144L143 45H146V47H147V50L149 51V49H148V47L150 48V47H152L153 46V48H151V49H153V51L152 52H150V54H148L146 57H144L145 58V60H144V58H141V56L140 55H138V56H140V59H139V57L137 58L136 57V53H135V50L134 49H129V50H131V51H129L128 49H127V44H132L130 41H132L133 42V40H135V39H131V38H133ZM148 37V38H147ZM220 37V38H219ZM101 38H102V40H104L103 42L102 41H100L101 40ZM105 38V39H104ZM107 38V39H106ZM150 38V39H149ZM152 38V39H151ZM159 38H161V39H159ZM165 38V39H164ZM83 39V38H82ZM128 39V40H127ZM131 39V40H130ZM248 39V40H247ZM255 39V40H254ZM3 40V41H2ZM13 40H15V41H13ZM79 40V39H78ZM84 40V41H85ZM90 40H92V41H90ZM110 40V41H109ZM119 40V41H118ZM254 40V41H253ZM20 41V42H19ZM45 42L44 43H46V44H48V47H51V48H53V50H59V51H61V49H64L65 51H67L66 53L67 54H69L70 52H69V47H67L68 49H66V46H70V44H68V43H66L65 44V46H57V45H55V44H52V46H50V44H49V42L48 41H46V39L44 40ZM81 41H83V40H81L80 39V41H78V44H81V43H84V42H81ZM118 41V42H117ZM125 43H124V42ZM169 41V42H168ZM12 42H14V43H12ZM48 42V43H47ZM81 42V43H80ZM104 42H105V44H104ZM111 42V43H110ZM114 42V43H113ZM115 42H117V43H115ZM120 42V43H119ZM121 42H122V48L123 49H121ZM129 42V43H128ZM159 42H162V45L163 44H165V47H161L160 49H156L157 48V43H159ZM102 43V44H101ZM115 44H116V46H115ZM120 44V45H119ZM125 44V45H124ZM250 44V45H251ZM263 44V45H262ZM115 46V48H114V46ZM124 45V46H123ZM151 45V46H150ZM13 48H12V47ZM19 46V47H18ZM55 48H54V47ZM57 46V47H56ZM77 46V44L75 45V46H73L72 45V48L73 47H76ZM107 47V48H105V47ZM126 46V47H125ZM21 47H23V48H21ZM60 47H61V49H60ZM65 47V48H64ZM90 47V46H89ZM111 47V48H110ZM203 47V46H202ZM59 48V49H58ZM71 48V49H72ZM79 48V47H78ZM78 48H76V49H78ZM112 48H114L113 49V51H116L115 53H116V59H115V53H111L112 51ZM166 48H168L169 49V47H166ZM205 49L207 48V47H204ZM241 48V50H244L243 49V47L240 45V46H238V49H240ZM15 49V50H14ZM22 49H24L22 52L21 51H19V50H22ZM70 49V50H71ZM74 49V48H73ZM71 50V51H74V50ZM96 49H99V50H96ZM105 49V50H104ZM111 49V50H110ZM118 49V50H117ZM121 49V50H120ZM125 49V50H124ZM108 50H110V53H109V51ZM120 50V54L118 53L117 54V52ZM245 50H247V48L245 49ZM7 51H8V49H7ZM19 52V54H16V52ZM38 51V50H37ZM39 51L40 52H42V50L41 49H39ZM123 51H125L123 54H121ZM133 51H134V54H133ZM148 51H147V53H148ZM155 51H156V53H155ZM158 51V52H157ZM161 51V52H160ZM261 51V52H260ZM90 53V55H88L89 53ZM129 52V53H128ZM131 52V53H130ZM243 52H245V51H243ZM21 53H22V55H21ZM128 53V54H127ZM151 53L154 55H152V58H153V60H152V62L150 61L152 58H151ZM155 53V54H154ZM8 54H9V52H8ZM97 56H96V55ZM109 54H111V55H109ZM130 54V55H129ZM216 54V55H215ZM119 55H122V57L121 56H119ZM126 55H128V56H126ZM87 56H89V57H87ZM96 58H95V57ZM110 56V57H109ZM119 56V57H118ZM126 56V57H125ZM132 56V57H131ZM135 56V57H134ZM159 56V57H158ZM161 56V57H160ZM219 56V57H218ZM82 57V58H81ZM94 57V58H93ZM112 57V58H111ZM117 57H118V60H120V61H118L117 60ZM121 57V58H120ZM131 57V58H130ZM15 58V59H14ZM59 58H61V57H59ZM79 58H81V59H79ZM97 58H99V59H97ZM110 58V59H109ZM114 58V59H113ZM120 58V59H119ZM129 58V60H127ZM136 59L137 58V60L139 61H133V59ZM151 58V59H150ZM167 58V59H166ZM214 58V59H213ZM222 58L223 57H221L219 54H217V53H214V51H213V54H212V56L210 57V59L207 61L208 63H207V66L206 67H203L202 65H201V67H203L202 69V71H201V75H199V74H197V75H195V77H192V82H193V84H192V87L194 86V88H196V85L195 84H198L197 86H201V85H199V84H202L203 85V80H202V78H203V76H205L207 73L208 74H211V72L210 71H212L213 69H217V67H218V65H220L221 64V62H222ZM71 59H72V61H71ZM76 59V60H75ZM96 59L98 60V61H100V62H98L96 65H94V63H93V61H96ZM112 59V60H111ZM123 59V60H122ZM124 59H125V61L127 60V62L125 63V61H124ZM141 59H143L144 60V62H146V63H144V62H142L141 61ZM150 59V60H149ZM182 57L180 58V59H178V61L180 62V61H182ZM81 62H80V61ZM89 60H84V62H89ZM92 60V61H91ZM115 60H117V61H115ZM5 60L3 59V58H1L0 57V64H1V62H4ZM17 61H19V63L17 62ZM34 61V60H33ZM68 61H69V63L71 62V65L69 66L68 65ZM114 61V62H113ZM130 61H133V62H130ZM156 63H158V64H156ZM177 61V62H178ZM214 61V62H213ZM238 61H240V60H238ZM79 62L81 63V64H85L84 66H80L81 68L80 69H84V73H83V71L82 70H80V74H78L79 73V71H78V69L79 68H77L78 67V64H79ZM116 62V63H115ZM124 62V63H123ZM136 62V63H135ZM140 62H141V64H140ZM151 62V63H150ZM162 62V64L164 65H162V64H160ZM183 62V61H182ZM212 62V63H211ZM6 62H4V63H2V65H4ZM55 63V64H54ZM58 63H60L59 65H58V67L57 66H55L56 64H58ZM73 63V64H72ZM96 63V62H95ZM120 63V64H119ZM122 63H123V65H122ZM143 63V64H142ZM150 63V64H149ZM181 63V62H180ZM214 63V65H212ZM218 63V64H217ZM220 63V64H219ZM240 63H241V61H240ZM67 64V66L66 67H64V65H66ZM75 64V65H74ZM90 64V65H89ZM99 64V65H98ZM116 64V65H115ZM118 64V65H117ZM169 64V65H168ZM253 64V63H252ZM250 65V66H248L247 68H248V70L250 69V70H253V65ZM264 64V63H263ZM77 68V69H75V70H71V69H74L75 67ZM77 65V66H76ZM92 65H94V66H92ZM131 65V66H130ZM161 65V66H160ZM166 65V66H165ZM194 64H190L189 62H187V66L189 67L190 66V68H192V70H193V73L192 74H194V73H196V72H199V70H200V68L201 67H198V66H193ZM215 65H217V66H215ZM237 65V64H236ZM236 65H235V67H236ZM13 66V67H12ZM59 66H61V67H59ZM90 67V68H87V67ZM154 66V67H153ZM185 66H186V63H185V65H184V69H185ZM216 68H215V67ZM46 67L47 66H43L42 68H43V70L44 71H42V72H46L47 70H46ZM59 69H57V68ZM70 68V70H67L66 71V69L65 68ZM74 67V68H73ZM86 69H88V70H85V68ZM103 67H104V69H103ZM146 67V68H145ZM197 67V68H196ZM224 67H228L229 69H230V67L229 66H224ZM41 68V69H42ZM63 68V69H62ZM123 68H124V70H123ZM128 68V69H127ZM136 68V69H135ZM148 68V69H147ZM157 68V69H156ZM160 68H161V71H160ZM58 71H60V72H58V74H61V76L60 75H58L57 73H55V72H57V70ZM64 69H65V71H64ZM109 69V70H108ZM113 69V70H112ZM135 69V70H134ZM144 69H146V70H144ZM149 69H151V70H149ZM174 69L175 70H179V67L178 68H176V66L174 67ZM209 69V70H208ZM211 69V70H210ZM228 69V71L230 72V70ZM56 70V71H55ZM62 70V71H61ZM91 70V71H90ZM112 70V71H111ZM119 70V71H118ZM132 70V71H131ZM148 70V71H147ZM152 70H154V71H152ZM156 70V71H155ZM190 70V69H189ZM189 70H187L188 71V73H189ZM204 70H205V72H204ZM223 71H225V70H227V69H222ZM27 71H29V72H27ZM64 71V72H63ZM68 71H71L72 72V75L70 74V72L68 73ZM100 71H102L101 72V75H98V72H99V74H100ZM127 71V72H126ZM135 71V72H134ZM166 73H164V72ZM195 71V72H194ZM227 71V72H228ZM41 72V73H42ZM73 72H75V75H73L74 73ZM86 72H88V73H86ZM94 72V73H93ZM119 72V73H118ZM124 72V73H123ZM133 72V73H132ZM147 72V73H146ZM186 71H184L181 75H186V76H190L188 73H185ZM207 72V73H206ZM228 72V73H229ZM37 73V72H36ZM41 73H40V76H41ZM43 73V74H44ZM55 73V74H54ZM64 73H66V74H63ZM83 73V74H82ZM93 73V74H92ZM102 73L104 74V75H102ZM129 73H130V75H129ZM139 73V74H138ZM42 74V75H43ZM69 74V75H68ZM95 74V75H94ZM134 74H136V75H134ZM138 74V75H137ZM146 75V76H143V75ZM159 74V75H158ZM160 74H162V75H160ZM167 75L168 76V78H167V76H165V75ZM191 74V75H192ZM58 75V76H57ZM70 75H71V77H70ZM81 75V76H80ZM84 75V76H83ZM85 75L87 76V77H85ZM128 77H126V76ZM24 76V77H23ZM27 76V75H26ZM73 76L76 78V80L73 78ZM101 76H103V78L101 77ZM130 76V77H129ZM134 76V77H133ZM161 76V77H160ZM198 76H201V77H198ZM36 77H38V76H36ZM55 77V78H54ZM58 77V78H57ZM69 77V78H68ZM78 77V78H77ZM136 77V78H135ZM80 78V79H79ZM20 79V80H19ZM37 79H39V77L37 78ZM71 79V80H70ZM72 79L76 82V83H74V81H72ZM119 79V80H118ZM130 79V80H129ZM137 79V80H136ZM201 81H200V80ZM81 82H80V81ZM110 80V81H109ZM134 80V81H133ZM166 80V81H165ZM215 79H213V81H214ZM72 81V82H71ZM100 83H99V82ZM103 81V82H102ZM130 81H132V82H130ZM2 82V81H1ZM38 82V83H37ZM84 82V83H85ZM98 82V83H97ZM136 82V83H135ZM196 82H198V83H196ZM201 82V83H200ZM215 82H217V83H215ZM215 82H213V83H215V84H213L215 87H219V86H221L222 85V83L220 82V77H217V80H215ZM11 83V84H10ZM52 83V84H51ZM55 83V84H56ZM131 83H132V86H131ZM38 86H37V85ZM44 84V85H43ZM46 84H48L47 86H46ZM94 84V85H95ZM102 84H105V85H102ZM25 85H26V83H25ZM33 85V86H34ZM80 85V86H79ZM86 85V86H85ZM88 85H90V86H88ZM93 85V86H94ZM102 85V86H101ZM228 86L229 85H231V82H228V84H227ZM24 86V85H23ZM31 87L32 88V90L35 88V87ZM46 86V87H45ZM85 86V87H84ZM119 86V87H118ZM131 86V87H130ZM135 87V88H133L132 89V87ZM228 86H227V88H228ZM13 89L12 91H11V88ZM72 87V88H73ZM100 87V88H99ZM107 88V90H106V88ZM121 87V88H120ZM230 87V86H229ZM3 88V89H2ZM10 88V89H9ZM15 88H17V89H15ZM31 88H30V90H31ZM36 88H35V90H36ZM40 88V87H39ZM65 88V87H64ZM112 90H111V89ZM127 88V89H126ZM129 88H131L130 90H129ZM5 89V90H4ZM15 89V90H14ZM38 89V88H37ZM51 90V91H49V90ZM54 89L57 91H54ZM69 89H71V90H73L72 91V95L70 94L71 92L69 91ZM83 89V90H84ZM115 89V90H114ZM119 89H123V90H119ZM126 89V90H125ZM17 90V91H16ZM49 91V94H50V96H51V99H50V97H48V96H45V94L47 93V91ZM83 90H81V92L83 91ZM95 90V91H96ZM104 90V91H103ZM112 92H117L118 93V95L116 94V93H111V91ZM117 90V91H116ZM9 91V92H8ZM16 91V92H15ZM43 91H45V92H43ZM59 91V92H58ZM62 91V92H61ZM85 91H84V93H85ZM93 91V90H92ZM125 91V92H124ZM130 91V92H129ZM4 92V93H3ZM17 92L19 93H21V95L22 96H24V92H25V94H26V96L25 97H22V96H18L17 95ZM75 92V93H74ZM120 92H122V94L120 93ZM52 93H55V94H57L62 100H63V102H61L62 100H60V101H57V104H56V108L54 109V106L50 103L51 101H53V98H55L56 97V95H54V94H52ZM59 93V94H58ZM109 93L111 94V95H109ZM48 94V93H47ZM61 94H63V95H61ZM114 94L116 95V96H114ZM129 94V95H128ZM54 95V96H53ZM110 96V97H109ZM112 96V97H111ZM28 97L31 99V101L28 99ZM18 98V99H17ZM182 98H184V97H181V99ZM38 99V100H37ZM41 99L42 100H46V102L48 101V103L46 104V105H48L49 103H50V106H49V109L48 108H46L47 106L45 105V106H40V102H38V101H41ZM16 100V101H15ZM20 100V101H19ZM26 100V101H25ZM35 100H37V101H35ZM69 100V101H68ZM14 101V102H13ZM50 101V102H49ZM28 102V103H27ZM33 102V103H32ZM36 102V103H35ZM94 102H96V99H93L92 100V102H91V100H90V103H94ZM6 103H9V104H6ZM37 103H38V106L41 108V110L40 111H38L37 109H36V105H37ZM1 104V103H0ZM14 104V105H13ZM19 104H20V106H19ZM28 104H33V105H29L28 106ZM2 105H0V106H2ZM12 105V106H11ZM26 105V106H25ZM41 105H44V104H41ZM62 105H66V109L64 110V112H67V114L66 113H62V112H60V110H63V109H61L62 107ZM264 105V104H263ZM24 106V107H23ZM4 107V108H5ZM13 107V108H12ZM21 107V108H20ZM104 107V108H103ZM23 108V109H22ZM34 108H35V110H34ZM50 108H52V109H50ZM82 108H83V106H81V107H78V110H82ZM98 109H100L99 107H97ZM33 109V110H32ZM16 110H17V112H16ZM27 110V111H26ZM7 111V113H9ZM28 111H30V112H28ZM36 111V112H35ZM52 111V112H51ZM255 111V110H254ZM0 112H2V110L0 109ZM4 112V111H3ZM26 112H27V114H26ZM40 112V113H39ZM29 113H32V114H30V115H28ZM34 113H35V116H34ZM36 113H37V115H36ZM50 113V114H49ZM55 113V114H54ZM60 113V114H59ZM22 114V115H21ZM28 115V118H29V116H30V118L28 119L27 118V116L26 115ZM42 114V115H41ZM44 114V115H43ZM54 114V115H53ZM64 114H65V116H67V117H65L64 116ZM34 117H32V116ZM41 115V116H40ZM48 115V116H47ZM70 115V116H69ZM49 116H51V117H49ZM58 116V117H57ZM60 116V117H59ZM52 117H53V119H52ZM55 117V118H54ZM51 118V119H50ZM59 118V119H58ZM62 118V119H61ZM78 118V119H77ZM61 119V121H60V123L61 124H58L59 123V121L58 120H60ZM67 119H70V120H67ZM86 119H87V121H86ZM105 119V120H104ZM128 119V120H127ZM126 119V121L128 122V121H130V119L129 118H127ZM52 120H53V122H52ZM56 120H57V122L58 123H56ZM93 120V121H92ZM99 120H101V121H99ZM69 121V122H68ZM80 121H83V122H80ZM87 123V124H85V122ZM46 122V123H45ZM48 122H50V123H48ZM67 122L70 124V126L67 124ZM25 123V124H26ZM51 123H53V126H52V124ZM55 123V124H54ZM71 123H73V124H71ZM90 123V124H89ZM103 123V124H102ZM56 124H58V126H59V128H60V126L62 127V128H64V129H66L65 130V132H64V130L62 131V135H64V139H62L63 141H58V142H61L62 143V147L59 145H57V142H54L53 141V136L57 133V130H55V129H57V125ZM67 124V125H66ZM82 124H85L86 125V127L84 128V132H78V130L76 131V129H77V127H78V125H82ZM89 124V125H88ZM97 124V125H96ZM55 125H56V128H55ZM87 125H88V127H87ZM95 125V126H94ZM99 125V126H98ZM126 125V124H125ZM68 126V127H67ZM75 126H77L76 128H75ZM38 127H39V130H38ZM48 127V128H47ZM69 127H70V129H69ZM92 127V128H91ZM105 127V128H104ZM53 128V129H52ZM62 128H60V129H62ZM72 128V129H71ZM91 128V129H90ZM95 128V129H94ZM42 129V130H41ZM46 129V130H45ZM47 129H49L50 131H48ZM86 129V130H85ZM43 130H45V131H43ZM69 130V131H68ZM75 130V131H74ZM95 130H97V133H96V131ZM104 132H103V131ZM108 130V131H107ZM113 130H114V132H113ZM125 130L126 131H128L129 130V126H125ZM51 131H53V132H51ZM61 131V130H60ZM95 131V132H94ZM40 132V133H39ZM56 132V133H55ZM89 132H90V134H89ZM94 132V133H93ZM45 133V134H44ZM47 133H48V135H47ZM70 133V134H69ZM83 133L84 134H87L86 136H84V141H82V142H80V143H75L76 142V138H79V135H83ZM105 133V134H104ZM39 134V135H38ZM104 134V135H103ZM108 134L110 135V136H108ZM37 135V136H36ZM43 135H45L44 137H43ZM47 135V136H46ZM81 135V136H82ZM42 136V137H41ZM80 136V137H81ZM15 138H16V136H15ZM33 138L31 139V143L33 144L34 143V140H33ZM44 138V140H42ZM93 138H95V139H93ZM108 140H109V138H108ZM42 141H44V142H42ZM53 141V142H52ZM88 141V142H87ZM43 144V145H42ZM53 144V145H52ZM80 144V145H79ZM84 144V145H83ZM73 146V147H72ZM36 147V148H35ZM61 147V148H60ZM78 147V148H77ZM36 150H35V149ZM56 148V149H55ZM63 148V149H62ZM82 149V150H80V149ZM66 150V151H65ZM68 150L70 151V152H68ZM134 150V151H133ZM51 152V153H50ZM63 152V153H62ZM67 152V153H66ZM86 152V153H85ZM62 153V154H61ZM133 153H134V155H133ZM139 154H141L140 152H136V150H135V148H133V149H129L126 153H124L123 155H119L118 156V160H116L115 161V164L113 165V167H105V168H103V171H100V170H95V172L97 173V175L102 179L100 182H105V185H106V187L104 188V189H102V193L99 195V197H100V204H101V206H102V208L103 209H105L104 210V214H105V216H109V218L111 217L112 218V216H113V218H114V220H121L122 219V216L117 212V213H115L113 210H111L112 208H110V203L112 202L113 203V200H115V204L117 203V201H118V203L119 204H121L120 202H123L124 203V205H126V206H128V207H130L129 209H131L130 210V213H131V211L133 212V213H131V217L132 218H130V221L129 222H131V224L128 226L127 225V230H131L130 231V233H132V235L131 236H134V233H135V235H137V233H139L140 231H141V233H142V235H143V232H144V225L143 224H145V227H148V228H145V230H147L146 232L147 233H149V229L150 228H152V227H150L149 228V226L150 225H153V231H154V233L155 234H157L158 235V233L159 232H157V231H155L154 230V226L156 225V224H158L157 223V221H155L156 220V218H155V216L157 217V214H156V212H155V210L152 208V206H151V202H150V200H151V197L159 190V188L160 187H162L165 183H166V181H163V183L161 182V184L159 183V182H156V181H154V179L153 178H150V177H153V173H151L150 174V176H148L149 177V179L148 180H146V179H143V177H146L145 176V174L143 175V176H141V177H138V179L137 180H141V181H139V182H137V183H135L134 184V182L133 181H129V184H128V178L130 177V176H132L131 175V173L134 171V168H137L138 166H134V167H132L133 169H129L127 172H128V174H130V176L128 177V178H126V177H124V174H122L120 171H121V169L122 170H124V168L123 167H125V164L126 163H128V162H130L131 160H132V158L133 157H135V155L136 156H138V157H141V156H139ZM77 155V156H76ZM144 157V156H143ZM94 158V159H95ZM127 158V159H126ZM131 160H130V159ZM91 160V161H90ZM142 160H144V159H142ZM146 160V159H145ZM91 162V163H90ZM100 162V161H99ZM78 165V166H77ZM113 169V170H112ZM111 172V173H110ZM96 173H95V175H96ZM103 175L105 176V178H103ZM169 175V174H168ZM115 177V178H114ZM122 180V181H121ZM165 180V179H164ZM39 180L37 179V181L36 182H38ZM146 181V182H145ZM133 183V184H132ZM151 183V184H150ZM70 184H71V182H70ZM72 185V184H71ZM140 185V186H139ZM148 185V186H147ZM116 186V187H115ZM37 187V186H36ZM118 187H120V189L122 188V190H127V191H130V193H128V192H124L125 194H126V197H125V194L123 195H119L118 193H117V191H119L120 189H118ZM139 187V188H138ZM151 187H152V189H154V191H153V193H152V190H151ZM156 188V189H155ZM77 189V188H76ZM118 189V190H117ZM131 189H133L132 191H131ZM136 189V190H135ZM156 190V191H155ZM37 191V190H36ZM116 192V193H115ZM67 194V193H66ZM130 194V195H129ZM132 194V195H131ZM70 195V197L72 196L71 194H69ZM103 195V196H102ZM114 196V197H113ZM120 198H118V197ZM133 196V197H132ZM117 197V198H116ZM116 198V199H115ZM120 200V201H119ZM102 201V202H101ZM115 204H113V205H115ZM108 205V206H107ZM112 205V206H113ZM104 206V207H103ZM143 208V209H142ZM110 210V211H109ZM145 211V212H144ZM109 212V213H108ZM112 214H111V213ZM110 214V215H109ZM112 215V216H111ZM134 215V216H133ZM129 217H130V215H128ZM148 217V218H147ZM204 217V218H203ZM210 219H213V220H215V221H217V219H215V218H213V217H209ZM203 219V220H202ZM202 219H201V222L202 223H204V222H209V223H212L211 221H210V219H208V220H205L206 218H205V214H203V216H202ZM142 220H143V222H142ZM15 220H13V222H14ZM133 221V222H132ZM13 222H10V224L8 223V222H4L3 224L1 223L0 224V236H2L3 237V235H1V234H4V233H6L8 230H9V226L13 223ZM137 222V223H136ZM142 222V223H141ZM133 223V224H132ZM135 224V225H134ZM213 224V223H212ZM95 225V224H94ZM98 225V224H97ZM214 225V224H213ZM93 226V225H92ZM98 227V229H100V231H103L104 232V230L105 229H107L108 227H106L105 226V224L103 223L102 225H98L97 226ZM123 227H125V224L123 225ZM138 227V228H137ZM214 227V226H213ZM4 228V229H3ZM129 228V229H128ZM140 228V229H139ZM2 229V230H1ZM194 229H196V231H198V230H200L201 228L200 227H195ZM139 230V231H138ZM143 230V231H142ZM2 231H4V232H2ZM107 230H105V232H106ZM194 231V230H193ZM137 232V233H136ZM195 232V231H194ZM210 232L212 233V234H214V236H216L217 238H219V240H221L222 238L219 236V232L218 231H216V230H214V229H210ZM216 232V233H215ZM198 233V232H197ZM210 233V234H211ZM100 234V233H99ZM102 234V233H101ZM4 236L5 237H0L1 238V240H0V255L4 258V259H8L7 258V255H6V252H5V250H4V244L7 242V244H9V240H11L12 238H10V237H8V236H6L5 234H4ZM147 238V239H146ZM206 238V237H205ZM203 239V238H202ZM148 240H154V239H150L148 236H146V237H143V241H148ZM198 240V239H197ZM142 241V242H143ZM199 241V240H198ZM224 241H227L226 239H224ZM2 242V243H1ZM145 242H144V244H145ZM4 243V244H3ZM157 243V242H156ZM186 243V241L184 242V244ZM3 244V245H2ZM193 244H196V245H203V243L201 244V243H198V242H194ZM227 244L229 245V247L232 249V252H236L235 250L233 251V248H232V246H234L232 243H230V242H228L227 241ZM192 245V244H191ZM145 247H146V245H144ZM160 246V245H159ZM189 246H190V244H189ZM204 246V245H203ZM3 247V248H2ZM123 247V248H122ZM120 249V251L119 252H122V250L124 251L125 249H127V248H131V249H133V250H135L136 251V249H134V248H132L133 246H122ZM146 249H147V247H146ZM2 250V251H1ZM159 250V249H158ZM119 252H117L116 254H119L120 256L119 257H121V256H124V254H123V252L122 253H119ZM147 252L149 253V251H148V249H147ZM156 252H158V251H156ZM156 252H150L149 254H156ZM136 253H138L137 251H136ZM195 253V252H194ZM194 253H190V254H194ZM196 253H199V252H196ZM211 256H212V258H213V255L212 254H210ZM115 255L113 254V255H111V256H108V258H113ZM127 256V255H126ZM125 257V256H124ZM128 257H130V256H127V257H125V258H128ZM132 257H135V256H132ZM204 258L206 259V260H210V259H207V257L204 255ZM21 259V258H20ZM20 259H18V260H20ZM23 259V258H22ZM25 259V258H24ZM17 260V261H18ZM127 260V259H126ZM145 260H147V258L145 259ZM212 260V259H211ZM7 261H10L9 259L7 260ZM67 263H68V261H66ZM66 262H64V263H66ZM120 262V261H119ZM126 262L127 261H124V262H121L120 264H126ZM14 264H18V263H14Z\"/></svg>",
    "mask_w": 264,
    "mask_h": 264
},
{
    "label": "clouds",
    "instance_id": "9594fccd",
    "mask_svg": "<svg viewBox=\"0 0 264 264\" xmlns=\"http://www.w3.org/2000/svg\"><path fill=\"white\" fill-rule=\"evenodd\" d=\"M167 125L165 136L170 144H158L154 156L168 162L169 175L150 202L158 217L160 238L175 237L184 241L201 222L207 198L222 191L226 181L230 182L231 174L246 171L248 160L238 137L210 134V129L196 118L178 127L169 119ZM148 147L151 149L153 145ZM227 219L230 227L238 232L264 236V220L258 219L250 209L228 215ZM187 250H179L185 264H188ZM226 264H264V255L234 252L227 257Z\"/></svg>",
    "mask_w": 264,
    "mask_h": 264
},
{
    "label": "water",
    "instance_id": "95a60500",
    "mask_svg": "<svg viewBox=\"0 0 264 264\" xmlns=\"http://www.w3.org/2000/svg\"><path fill=\"white\" fill-rule=\"evenodd\" d=\"M158 228H159V225H156V226H155V230L157 231ZM157 232H159V231H157ZM150 245H156L157 248H158V245H157L155 242H153V241H147V242H146V246H147V248H148L150 251H153V250L149 247ZM191 249H192L193 251H199V252H202V253L205 254L208 258H211L210 255L206 252V250H205L203 247L199 246V245H192ZM129 252H136V251H134V250H132V249H128V250L125 251L126 255H128ZM120 260L124 261V258L122 257Z\"/></svg>",
    "mask_w": 264,
    "mask_h": 264
},
{
    "label": "snow or ice",
    "instance_id": "6c2138e0",
    "mask_svg": "<svg viewBox=\"0 0 264 264\" xmlns=\"http://www.w3.org/2000/svg\"><path fill=\"white\" fill-rule=\"evenodd\" d=\"M7 2H8V0H0V3H7ZM157 231H160V229L158 228ZM149 247H150L153 251H158V248H157L156 245H150ZM128 255H130V256H137L138 253H136V252H129Z\"/></svg>",
    "mask_w": 264,
    "mask_h": 264
}]
</instances>
